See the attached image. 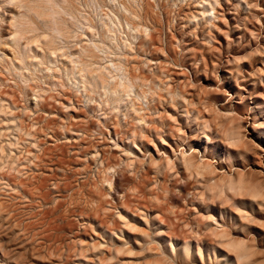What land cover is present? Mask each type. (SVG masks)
Wrapping results in <instances>:
<instances>
[{
	"label": "rangeland",
	"instance_id": "1",
	"mask_svg": "<svg viewBox=\"0 0 264 264\" xmlns=\"http://www.w3.org/2000/svg\"><path fill=\"white\" fill-rule=\"evenodd\" d=\"M0 19V264H264V0Z\"/></svg>",
	"mask_w": 264,
	"mask_h": 264
},
{
	"label": "bare ground",
	"instance_id": "2",
	"mask_svg": "<svg viewBox=\"0 0 264 264\" xmlns=\"http://www.w3.org/2000/svg\"><path fill=\"white\" fill-rule=\"evenodd\" d=\"M1 20V19H0ZM81 65V64H80ZM83 66V65H82ZM84 67V66H83ZM73 70V69H72ZM81 71V70H80ZM84 71V70H83ZM88 71V70H87ZM88 73V72H87ZM101 79V78H100ZM108 81V80H107ZM102 83H103V80H102ZM120 86V85H119ZM245 137V136H244ZM49 139V138H48ZM248 140V139H247ZM256 144V143H255ZM257 145V144H256ZM263 151V150H262ZM259 157V156H258ZM262 157V156H261ZM262 163V162H261ZM263 164V163H262ZM262 168V167H261ZM256 169V168H255ZM258 169V168H257ZM45 170V169H44ZM57 170V169H56ZM59 170V169H58ZM260 170V169H259ZM258 170V171H259ZM257 171V170H256ZM263 173V172H262ZM104 203V202H103ZM105 210V209H104ZM94 219V218H93ZM121 219V218H120ZM82 222V221H81ZM84 222V221H83ZM93 223V222H92ZM124 223V222H123ZM79 225V224H78ZM74 227V226H73ZM93 233V232H92ZM106 234V233H105ZM142 234H143V232H141V234H140V236H142ZM222 234V233H221ZM181 235V234H180ZM131 236V235H130ZM240 239V238H239ZM242 240V239H241ZM82 241V240H81ZM239 242V241H238ZM229 243H231V244H233V243H235V240H229V242H228V244ZM80 244V243H79ZM135 244V243H134ZM246 246V245H245ZM105 248V247H104ZM141 248V247H140ZM176 248V247H175ZM100 251V250H99ZM105 252V251H104ZM107 252V251H106ZM110 252V251H109ZM234 253H235V256L233 257L234 259H235V264H242L240 261L243 259V257H244V254H243V252L240 250V251H238V252H235V251H233ZM7 254V253H6ZM226 256H229V255H227L226 254ZM143 257V256H142ZM225 257V256H224ZM4 260V259H3ZM38 261V260H37ZM10 262H11V260H10ZM227 262H228V264H233V262H231V260H227ZM156 264H161V263H156ZM176 264V263H175Z\"/></svg>",
	"mask_w": 264,
	"mask_h": 264
}]
</instances>
